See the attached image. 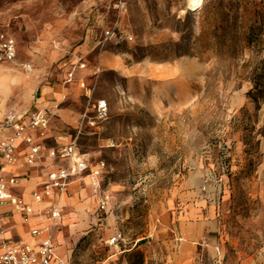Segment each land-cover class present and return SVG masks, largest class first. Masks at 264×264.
Listing matches in <instances>:
<instances>
[{
    "label": "rangeland",
    "instance_id": "rangeland-1",
    "mask_svg": "<svg viewBox=\"0 0 264 264\" xmlns=\"http://www.w3.org/2000/svg\"><path fill=\"white\" fill-rule=\"evenodd\" d=\"M0 38L16 44L2 105L44 111L49 145L104 163L62 200L60 258L173 264L199 203L195 264L203 240L220 264H264V0H0ZM12 219L7 236L26 238Z\"/></svg>",
    "mask_w": 264,
    "mask_h": 264
},
{
    "label": "built area",
    "instance_id": "built-area-1",
    "mask_svg": "<svg viewBox=\"0 0 264 264\" xmlns=\"http://www.w3.org/2000/svg\"><path fill=\"white\" fill-rule=\"evenodd\" d=\"M15 59V42L0 38V60L13 62ZM97 109L99 114L105 113L106 103L99 102ZM49 123V116L42 110L19 114L0 108V210L10 209L19 214L25 224H30L34 219L42 223L48 221V225L43 228L31 229L33 243H29L9 238L6 231L8 221L0 217V264H69L56 251L55 231L62 221V200L74 181L90 178L96 185L103 170V162L93 166L72 141L54 147H47L40 142L37 138L44 137ZM21 144L26 150L23 165L27 168H32L45 159L50 162L45 181L31 193L33 203L46 204L43 209L35 210L15 192L22 177L4 172V168L17 165ZM26 177H29V173ZM208 183L209 180L204 181L202 191H208ZM102 208H105V202ZM116 241L118 238H114L112 243ZM200 246H207L206 241L203 240Z\"/></svg>",
    "mask_w": 264,
    "mask_h": 264
},
{
    "label": "crops",
    "instance_id": "crops-1",
    "mask_svg": "<svg viewBox=\"0 0 264 264\" xmlns=\"http://www.w3.org/2000/svg\"><path fill=\"white\" fill-rule=\"evenodd\" d=\"M3 80L4 79L0 77V88L4 87ZM0 108L4 110H10L6 106L2 105L1 102H0ZM28 111H25L19 114H24ZM35 135L36 134H34V136ZM37 139L40 142H42L44 145H46L47 147H54V146H59L63 143H67L66 141L61 142V141L55 140L53 145H49L46 142V138H39L38 136ZM25 154H26V150H24L23 145L21 144L19 148V160H18L17 165L4 168V172L6 174H13V175L22 177L21 184L19 187L15 189V192L18 195L22 196L26 202L31 204L35 210L43 209L46 207V204L37 205L33 203L32 198H31V193L34 189L38 188V186L43 181H45L46 173L50 169V162L47 159H45L40 164L33 166L32 168H27L25 165H23ZM27 173H29V177H26ZM215 199H216L215 195L210 193L209 198H208L209 200L208 203L210 205L216 206ZM201 207H202L201 204L197 203L194 206L187 205L185 208H183V212L181 213L180 220L178 221L179 223L175 228L177 235H178V240L180 241V243L177 244L178 248L176 250L174 260L172 261L173 264H195V259H194L195 252L193 248V239L198 238L203 233L202 229L204 227V222L198 221L197 219L200 217L201 214H203ZM207 213L209 216H211L213 212L210 209ZM0 215H1L0 217L6 218L8 222L10 221V216H11V218H13L12 220L14 222L15 228H18V226L21 228H24L25 226H27L30 230L26 234L27 235L26 238H24L23 236L19 234H18V237H19V240H24L29 243H33V239L30 236L31 229L43 228L46 225H48V221L42 223L36 219L32 220L30 224H25L22 220V217L19 214L12 212L10 209L0 210ZM15 217H18L17 220H15ZM15 222L17 223L15 224ZM209 223L211 224L212 222L210 221ZM8 237L13 240L16 239V237H14L11 233ZM209 248L210 246L209 244H207V246H205L202 250V252H205L206 255L209 257L208 258L209 261L207 262V264H220L221 257H220L219 249L215 248L216 255L212 256ZM56 251H57V248H56ZM204 255H205L204 253L203 255H200V258H198V261L196 262L197 264L206 263L203 260ZM63 259H66V258H63ZM240 264H263V262L261 260H250V261H243Z\"/></svg>",
    "mask_w": 264,
    "mask_h": 264
},
{
    "label": "bare ground",
    "instance_id": "bare-ground-1",
    "mask_svg": "<svg viewBox=\"0 0 264 264\" xmlns=\"http://www.w3.org/2000/svg\"><path fill=\"white\" fill-rule=\"evenodd\" d=\"M190 9L196 10L199 9L203 0H188Z\"/></svg>",
    "mask_w": 264,
    "mask_h": 264
}]
</instances>
